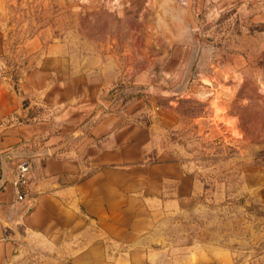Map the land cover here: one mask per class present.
I'll return each instance as SVG.
<instances>
[{"label":"crops","instance_id":"obj_1","mask_svg":"<svg viewBox=\"0 0 264 264\" xmlns=\"http://www.w3.org/2000/svg\"><path fill=\"white\" fill-rule=\"evenodd\" d=\"M117 81L100 55L13 46L0 12V264H233L230 239L199 230L206 188L166 146L163 116L129 96L102 112ZM217 112L195 120L208 138L232 125Z\"/></svg>","mask_w":264,"mask_h":264},{"label":"rangeland","instance_id":"obj_2","mask_svg":"<svg viewBox=\"0 0 264 264\" xmlns=\"http://www.w3.org/2000/svg\"><path fill=\"white\" fill-rule=\"evenodd\" d=\"M0 10L13 46L100 55L118 75L102 112L143 97L206 188L199 230L230 239L233 264H264V0H1ZM209 97L232 122L220 137L195 125Z\"/></svg>","mask_w":264,"mask_h":264},{"label":"built area","instance_id":"obj_3","mask_svg":"<svg viewBox=\"0 0 264 264\" xmlns=\"http://www.w3.org/2000/svg\"><path fill=\"white\" fill-rule=\"evenodd\" d=\"M30 164L27 161H20L15 167V176L12 186L15 189L16 199L23 200L27 196V185L29 180Z\"/></svg>","mask_w":264,"mask_h":264},{"label":"water","instance_id":"obj_4","mask_svg":"<svg viewBox=\"0 0 264 264\" xmlns=\"http://www.w3.org/2000/svg\"><path fill=\"white\" fill-rule=\"evenodd\" d=\"M107 104H108V103H107ZM107 104H106V105H107Z\"/></svg>","mask_w":264,"mask_h":264}]
</instances>
